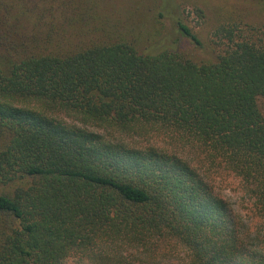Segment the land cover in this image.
Listing matches in <instances>:
<instances>
[{
  "label": "trees",
  "instance_id": "16d2710c",
  "mask_svg": "<svg viewBox=\"0 0 264 264\" xmlns=\"http://www.w3.org/2000/svg\"><path fill=\"white\" fill-rule=\"evenodd\" d=\"M125 2L0 0V264H264V0Z\"/></svg>",
  "mask_w": 264,
  "mask_h": 264
},
{
  "label": "rangeland",
  "instance_id": "374dc122",
  "mask_svg": "<svg viewBox=\"0 0 264 264\" xmlns=\"http://www.w3.org/2000/svg\"><path fill=\"white\" fill-rule=\"evenodd\" d=\"M119 2L118 4H121V6H124L126 3V0H116ZM143 2L144 6L146 8L153 7L152 0H139ZM216 0H176V9L178 14L183 17L185 22L189 24L194 31L199 32V34L202 35V41L204 44L205 49H197L193 47L188 41L181 40L179 43V47L190 54V56L195 58H201L205 57L207 55L206 52L207 49L211 51V47L215 51H219L221 46L216 44L214 40L212 39L211 35V28L213 25V21H208L206 23V18L204 16L201 17L198 15V13L195 11V5L199 7H204L205 3H213ZM173 0H167V4H171ZM153 10V8H152ZM148 10L147 13L145 11L147 23L150 21V24L147 27H144L143 30L146 33V37H156L155 39H159L162 34L167 35L170 32V27L166 26V22H163L162 24H159L154 22L152 20L153 11ZM209 15H214L213 12H207ZM151 15V16H150ZM146 25V24H145ZM172 32V31H171ZM170 32V33H171ZM156 33V34H155ZM169 33V34H170ZM155 34V35H154ZM160 34V35H159ZM259 107L261 109V112L264 116V99H259ZM215 175V186L216 190L230 203L231 207L233 208L235 213H238V215L243 219L247 227L249 229H255L256 227L259 228L260 226L258 224L255 225V219L253 218V214L250 210L249 202L245 198H243V194L239 185V182L237 179L232 177L231 175L224 174L222 172H217ZM170 264H185L184 257L181 253L174 254L168 258Z\"/></svg>",
  "mask_w": 264,
  "mask_h": 264
}]
</instances>
